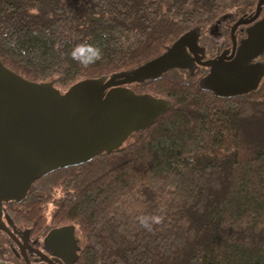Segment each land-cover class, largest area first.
<instances>
[{"label": "trees", "instance_id": "16d2710c", "mask_svg": "<svg viewBox=\"0 0 264 264\" xmlns=\"http://www.w3.org/2000/svg\"><path fill=\"white\" fill-rule=\"evenodd\" d=\"M257 2L0 0V61L63 94L135 70L220 17L253 15ZM84 42L102 51L87 67L71 56ZM200 82L172 69L127 86L170 106L116 150L33 185L56 224L76 227L81 264H264V76L229 98Z\"/></svg>", "mask_w": 264, "mask_h": 264}, {"label": "water", "instance_id": "95a60500", "mask_svg": "<svg viewBox=\"0 0 264 264\" xmlns=\"http://www.w3.org/2000/svg\"><path fill=\"white\" fill-rule=\"evenodd\" d=\"M263 5L264 0H258L254 14L240 18L232 27L234 31L238 26L254 23L238 48L237 56L243 61L264 51V17L257 21ZM190 35L191 32L181 36L165 54L135 70L83 81L63 94L50 83L25 80L0 61L1 180L18 186L53 171L78 166L116 150L133 132L153 124L170 103L136 95L125 86L156 79L171 69H190L193 62L183 46H189ZM217 63L212 60L198 64L215 67ZM256 69L241 63L229 73L228 80L212 70L204 79L203 88L219 98L243 95L257 89L261 76L256 83L254 74L248 77ZM248 83L253 85L240 90Z\"/></svg>", "mask_w": 264, "mask_h": 264}, {"label": "flooded vegetation", "instance_id": "af4514ba", "mask_svg": "<svg viewBox=\"0 0 264 264\" xmlns=\"http://www.w3.org/2000/svg\"><path fill=\"white\" fill-rule=\"evenodd\" d=\"M247 17V14L241 16L243 19ZM263 17L261 11L257 21ZM239 19L226 15L216 19L208 29L191 32L189 46H183L185 54L193 62L192 66L190 69L174 70L199 75L203 86L204 79L212 70L219 71V76L228 80L229 73L243 63L248 67H257L255 73L249 72V79L254 74L255 83L260 76L262 80L264 73L261 75L260 70L264 68V51L244 61L237 56L240 43L254 24L241 25L232 31ZM197 59L198 63L217 60L219 65L205 67L199 65ZM252 85L248 83L240 90H248ZM45 176L28 184L18 183L19 187L0 178V264H81L82 242L76 227L56 224L46 200L34 197L33 185L41 183Z\"/></svg>", "mask_w": 264, "mask_h": 264}, {"label": "clouds", "instance_id": "9594fccd", "mask_svg": "<svg viewBox=\"0 0 264 264\" xmlns=\"http://www.w3.org/2000/svg\"><path fill=\"white\" fill-rule=\"evenodd\" d=\"M71 56L82 66L87 67L102 58V51L98 46L84 42L73 49ZM156 222L159 223V220Z\"/></svg>", "mask_w": 264, "mask_h": 264}, {"label": "rangeland", "instance_id": "374dc122", "mask_svg": "<svg viewBox=\"0 0 264 264\" xmlns=\"http://www.w3.org/2000/svg\"><path fill=\"white\" fill-rule=\"evenodd\" d=\"M264 6V5H263ZM263 6H262V8H263ZM256 8V7H255ZM262 8H261V11H262ZM255 12V11H254ZM254 14V13H253ZM251 16V15H250ZM248 18V17H247ZM208 29V28H207ZM172 70V69H171ZM202 80V79H201ZM200 84H201V82H200Z\"/></svg>", "mask_w": 264, "mask_h": 264}]
</instances>
